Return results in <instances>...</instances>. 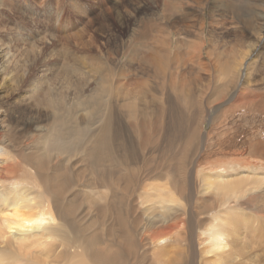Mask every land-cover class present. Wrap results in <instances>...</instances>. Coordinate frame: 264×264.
I'll use <instances>...</instances> for the list:
<instances>
[{"label":"bare ground","instance_id":"1","mask_svg":"<svg viewBox=\"0 0 264 264\" xmlns=\"http://www.w3.org/2000/svg\"><path fill=\"white\" fill-rule=\"evenodd\" d=\"M130 1L99 3L146 5ZM162 1L164 14L105 57L114 69L103 74V56L89 57L94 68L51 63L57 31L79 30L78 0H0V264L237 260L236 220L255 199L245 172L264 169V76L253 82L205 23L187 24L211 0ZM221 4L231 13L219 24L238 28V9L264 0ZM251 25L240 47L257 56L264 21ZM217 102L231 105L218 106L202 131ZM210 212L219 214L206 224Z\"/></svg>","mask_w":264,"mask_h":264},{"label":"rangeland","instance_id":"2","mask_svg":"<svg viewBox=\"0 0 264 264\" xmlns=\"http://www.w3.org/2000/svg\"><path fill=\"white\" fill-rule=\"evenodd\" d=\"M78 1L84 11L83 14L76 15L80 20L79 30L76 34L73 27L69 25L68 28L70 30L65 29L63 31H57V38L51 39L54 42L52 47L56 48H54V51L50 55H53L54 52H58L59 56L53 57L51 63L53 61H55L56 64L58 61L66 63L69 58H72L78 59L83 65L94 68L95 66L89 64V61H91L89 57L103 56L104 58L100 62L104 72L103 74H108L112 68L114 69V65L105 59V57L111 55L113 58H117V48H121L123 44L129 43L136 32L150 22L148 19L149 17L159 18L167 10V6L162 0H145L146 5L136 10L127 5H119L116 9L109 4H105L104 7L100 5L99 0ZM130 3L136 2L132 0ZM238 10L244 20L238 28L232 25L223 27L219 24L222 18L230 16L231 13L230 5L221 4V0H211L210 5L205 11L188 12L186 20L187 24L191 22L205 23L207 38H214L227 53L237 55L238 60L242 61L243 69L252 74V80L255 82L264 76V47L261 49V53L254 56L251 49L241 48L240 43L244 41L246 35L253 30V26L251 25L253 21L257 24L264 21V6H258L253 9L241 8ZM180 13L181 12L178 14ZM260 14H262V16H260ZM16 23H20L25 27L26 18L17 16ZM245 27L250 29V31H245ZM69 34L76 35L77 38L82 41V44L76 43ZM202 61L209 62L210 59L205 55L202 56ZM35 72H41V66ZM22 80V85H24L26 83L25 73L22 74ZM12 95H5L4 103L13 102ZM152 96L154 99L153 101L159 100L156 93ZM149 97L150 96H148V98ZM229 97L230 96H227L225 99H229ZM144 104L145 101H138L139 107H142ZM230 105H221L220 102L212 104L211 114L210 111H208L201 117V130L207 132L212 129L213 121L211 116L215 114L218 106L228 107ZM226 114V112L221 113L220 120H222ZM253 125L254 123L250 122L246 124V128L250 129ZM10 135L12 134L4 133L3 137L7 138ZM245 175L250 177V181L254 182V184L248 185V188L255 187L254 192L248 193V195L255 196V199L249 203L247 200L250 199L247 198L241 215L239 219L236 220L237 234H239V240L235 244L237 260L229 264H262V259L264 257V212H262L264 209V169H259L256 173L253 170H246ZM218 214L219 213L216 212H210V214L206 215L204 218L205 223L208 224L210 220ZM198 243H203V238L199 235ZM216 264L225 263L218 262Z\"/></svg>","mask_w":264,"mask_h":264}]
</instances>
